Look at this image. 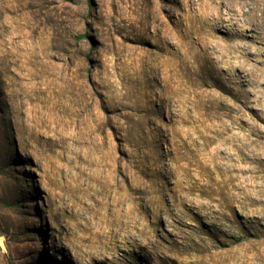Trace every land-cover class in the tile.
I'll return each mask as SVG.
<instances>
[{"label":"rangeland","instance_id":"rangeland-1","mask_svg":"<svg viewBox=\"0 0 264 264\" xmlns=\"http://www.w3.org/2000/svg\"><path fill=\"white\" fill-rule=\"evenodd\" d=\"M0 264H264V0H0Z\"/></svg>","mask_w":264,"mask_h":264},{"label":"bare ground","instance_id":"bare-ground-1","mask_svg":"<svg viewBox=\"0 0 264 264\" xmlns=\"http://www.w3.org/2000/svg\"><path fill=\"white\" fill-rule=\"evenodd\" d=\"M1 244H3V243H1Z\"/></svg>","mask_w":264,"mask_h":264}]
</instances>
